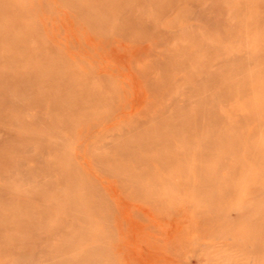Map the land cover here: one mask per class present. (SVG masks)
<instances>
[{
  "label": "rangeland",
  "instance_id": "374dc122",
  "mask_svg": "<svg viewBox=\"0 0 264 264\" xmlns=\"http://www.w3.org/2000/svg\"><path fill=\"white\" fill-rule=\"evenodd\" d=\"M13 1L0 10V30L20 27L29 50H11L12 37L0 38V97L13 103L0 109V264H134L130 255L139 256L149 234L172 260L158 258L157 264H264V162L256 160L258 152L248 153L264 143V127L255 132L264 115L246 117L264 103V0H130L127 13L145 26L143 33L94 31L64 0ZM23 4L31 10L15 13ZM110 18V27H123L125 16ZM32 20L41 28L28 31ZM54 55L65 60L63 72L25 78L34 82L32 91L19 82L25 69ZM49 83L65 86L69 96L95 89L103 97H81L69 110L66 102L57 104ZM211 111L221 117L220 127L244 137L239 164L236 154L182 152L186 136L175 134L182 130L199 150L210 140L225 147L221 132L210 131ZM176 115L194 122L175 129ZM161 132L172 134L169 144L154 137L153 147L145 148L163 152L155 169L169 166L159 183L149 185L160 188L161 204H154L151 196L128 195L132 180L109 167L141 168V147L132 155L126 147ZM174 150L181 151L179 160L169 158ZM221 159L220 189L200 185L199 176ZM75 168L81 176L74 177ZM87 180L111 202L109 223L96 215ZM226 180L235 191L208 206L210 197L224 193ZM71 192L81 196L79 205ZM77 205L88 214L83 217ZM114 224L120 248L97 234ZM169 228L177 237L165 236ZM90 255L96 260H80Z\"/></svg>",
  "mask_w": 264,
  "mask_h": 264
},
{
  "label": "bare ground",
  "instance_id": "6f19581e",
  "mask_svg": "<svg viewBox=\"0 0 264 264\" xmlns=\"http://www.w3.org/2000/svg\"><path fill=\"white\" fill-rule=\"evenodd\" d=\"M113 1V2H112ZM130 0H120V2L118 0H99L93 4L87 5L85 0H64L65 4H68L70 7H72L74 9V14L78 17H81L83 19L86 20V24L88 25V27H90L91 29H93L94 31H98V30H106V27H109L110 29H113L114 32H119V31H123L126 32V30H137L139 31V33H143L144 31H146L147 29L145 28V26L143 24H138L134 21H132L129 17L131 16L130 13H127V9H128V5L127 2ZM156 2V1H155ZM15 2L13 0H1L0 3V10L1 9H5V8H9L10 5H13ZM157 3V2H156ZM31 4L30 5H21L19 7V9L17 11H15V13H18L24 10H31ZM16 7H18L16 5ZM8 10V9H5ZM31 12V11H30ZM109 14V16H111L110 19L113 20H117L118 17H122L125 16L124 19V25L122 26H117L116 24L113 25L112 27H110L107 24V15ZM129 19V21H128ZM255 22V21H254ZM24 25L26 23H23ZM7 28V29H6ZM6 28H2L0 30V38L5 36V35H9L11 36L12 40H11V50L13 49H20L22 51L27 52L29 49L27 47L23 48L24 45V41H22L21 39V35L20 33V27L18 26H14V25H6ZM26 28L28 31L33 32V30L35 29H39L41 28V25L39 23L38 20H32L28 25H26ZM142 31V32H140ZM231 32V31H230ZM38 38H43L42 33H39L37 35ZM66 40V46L67 47H71L72 42L71 40L69 41V39L67 38ZM61 40L59 42V44H61ZM47 47H50L49 44H47ZM103 47V46H102ZM23 48V49H22ZM11 50H5L6 53L10 52ZM61 56V55H60ZM67 58L71 57V54H66ZM65 62V60L62 57H57L56 55H54L53 57H51V60L48 63H42L39 65H34L32 67H29L28 69L24 70V75L23 77L19 80V82L23 83V84H28L29 88H31V91L33 90L34 87V82L30 81L29 79H25V78H29L32 75H42L45 76L46 80L48 78H52L53 75H57L61 72H63V63ZM15 65V64H14ZM174 66H178V64H175ZM180 66V65H179ZM43 69V70H42ZM105 71V70H104ZM87 72L88 74L91 73ZM260 76H262V74H259ZM197 76V75H196ZM254 79V77H253ZM253 79H250V82L253 83ZM261 82V81H260ZM153 84V83H151ZM50 88L53 89L54 91V97L56 99L57 104L61 101V102H66L69 104V110L72 106L76 105L79 98L81 97H85L88 99H96V98H101L103 97V95L101 94V92L95 90V89H84L85 91L83 92L82 95H79L76 91L74 92L73 96H69L68 95V90L65 89V86L62 87L60 86V84L54 83L53 85L51 83H49ZM78 85H81V83H78ZM75 85L73 87H75V90L77 91H81L80 89H78ZM158 83L155 85V87H157ZM263 87L262 90H264V84L261 85ZM154 87V86H153ZM31 94V93H30ZM28 97H31L30 95ZM13 104V103H12ZM12 104L7 101L6 99H4V96L0 97V109L4 106L5 109H8L9 107L12 106ZM59 106H63V105H59ZM251 114L250 116L247 115V118L252 117L253 115H264V103H256L252 106L251 109ZM210 116H211V121L212 122V126H211V130L210 131H214L215 128H217V130H219L221 132V134L219 135L220 138L223 141V145L225 147L223 148H217L215 147V143L213 145H210L212 143V140H210L201 150H199V148H196L195 146L192 147V145L190 144V138H192L191 134L189 131H184L182 130L180 133H175L176 136H186V144L184 147V151L182 150V152L189 151L191 150V154L195 155L197 157L202 155L203 157H206L207 155H209L212 150L214 153H217L219 151L222 152V155L224 157H229L232 156L234 154L237 155L236 157V161L237 164H239L241 161L239 160L242 156L237 154V150L239 149V145L243 142L244 137L241 136V134L232 127H227L225 129H223V127L219 126V122H220V118L219 116H217L213 111L210 112ZM70 117V116H69ZM68 117V119H69ZM260 118V116H259ZM194 121L193 120H185L180 118L179 116L176 115V119L175 122L173 124V127L176 129V127L178 125H184L186 127H188L189 125H191ZM261 122V121H260ZM217 126V127H216ZM264 127V122H261L259 125H257L255 132L260 131L262 128ZM212 132H209V134L212 136ZM171 135L170 133H156L154 135H147L144 139V144L142 143H137V144H133L132 146H128L126 147V153L128 155H132L135 153L136 149L139 148L140 151L142 150L143 153L140 154V164H141V168H137L134 169L133 167H127L124 166L125 168V172L119 170L121 169L120 165L117 166H113V167H109V170L112 171H118L119 175L123 178V179H128V180H132V188L129 187V192H127L128 195H136V196H140V195H147V196H151V200L153 201L154 204L158 203L161 204L162 199L159 198V190L160 188H158V186H156V189H151L149 187V185H155L157 183H159V180L162 177V174L164 171L167 170V168L169 167L167 165V162L163 163V167H160L158 169H155V164L159 163L162 159L163 156V152H158L155 154H151L150 152H146L145 148H149V147H153L152 144L155 142L152 140V138L154 137H158V139H162L164 141H166L167 145L169 144V142L171 141ZM19 137V136H18ZM18 137H16L18 139ZM16 139V140H17ZM122 140L125 141L126 137H122ZM142 144V145H139ZM229 144V147H226V145ZM210 145V146H209ZM209 146V148L207 149V147ZM258 148H251L248 150V153H253V152H258L259 156L256 158L257 161L259 162H264V143H259L257 146ZM199 151V152H198ZM180 150H174L169 152L168 156L170 159H172L173 161L179 160L180 156ZM189 152V153H190ZM190 156V154H189ZM223 157V158H224ZM222 158V159H223ZM200 163L203 164V159L198 158ZM222 159L219 161V163L217 161H215V164H217L214 168L210 169V172H206L205 174H202L199 176V179L201 180L200 185H204L207 184L210 190H219L220 186L218 185L221 181V179L219 178L218 174L221 171L222 166L224 165ZM182 161H186L185 159H182ZM73 175L75 177V175L81 176L80 173H78L77 169L75 168V171L73 172ZM149 176L150 178L153 179L152 183H146L145 177ZM142 177V178H141ZM141 178V179H140ZM94 180H87V185H89V194L91 196H93L94 198V204L93 206L96 208V215L99 218L104 219V223H109V217L112 214V204L111 202L108 200L107 197H105L104 193H102L101 189L99 188L100 186L97 184H95L93 182ZM248 181V180H247ZM249 182V181H248ZM223 183H225L224 185V193L220 194L218 197H210L208 200L210 201L208 203V206H214L216 205L217 202L220 201L221 198H225L226 199V195L233 193V191H235V188H231L230 185L227 186V183H229V181H223ZM175 184V183H174ZM189 184V183H188ZM171 187H173L174 185L172 183H170ZM167 186H169L167 184ZM170 187V186H169ZM205 190H203L204 192ZM156 195L155 199H152L153 195ZM69 197L73 200L74 204H78V199L81 198V196L76 193V192H71L69 194ZM111 200V198H110ZM218 204V203H217ZM79 205V204H78ZM76 206V211H83L82 212V216H86L88 213V211H86L85 209H82L80 206ZM105 206L107 208H105ZM112 206V207H111ZM119 210L121 209L122 213L124 212V207L125 205L123 203H119ZM101 209V210H100ZM118 210V211H119ZM139 210H143L141 208H139ZM144 211V210H143ZM106 220V221H105ZM111 225H113V223H111ZM118 229H119V225ZM116 226L114 224V226H108L107 230L105 232H97L98 235H103V239H105V236L107 238L108 236V240H112L113 245L116 248H120L123 247V245H121L117 240H116ZM166 229L165 230V236L167 238H169V236L173 239L175 238L172 234H174L177 237V234L173 232V230ZM137 234H141V233H137ZM161 234L163 235V232H161ZM135 237V236H134ZM155 239H154V238ZM148 239V240H147ZM107 240V241H108ZM130 243H133L132 238L130 239ZM124 244V243H123ZM128 246V244H127ZM141 249H140V254L139 256L134 255L132 253V255H130V259H132L134 264H157L156 262L154 263L155 259H166L168 262L171 263V258H167L161 251V247H159V244L157 242V237H155L152 234H149L148 237L145 239V243L141 245ZM95 248H99L98 245H95ZM85 262H89L91 263L93 260H96L92 255H90L89 257H81L80 260H84ZM99 262V261H98Z\"/></svg>",
  "mask_w": 264,
  "mask_h": 264
}]
</instances>
